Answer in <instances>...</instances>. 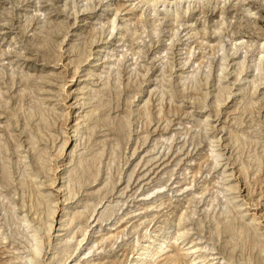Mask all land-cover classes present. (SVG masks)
Here are the masks:
<instances>
[{
	"label": "rangeland",
	"instance_id": "rangeland-1",
	"mask_svg": "<svg viewBox=\"0 0 264 264\" xmlns=\"http://www.w3.org/2000/svg\"><path fill=\"white\" fill-rule=\"evenodd\" d=\"M165 1L0 0V264H264V0Z\"/></svg>",
	"mask_w": 264,
	"mask_h": 264
},
{
	"label": "bare ground",
	"instance_id": "bare-ground-1",
	"mask_svg": "<svg viewBox=\"0 0 264 264\" xmlns=\"http://www.w3.org/2000/svg\"><path fill=\"white\" fill-rule=\"evenodd\" d=\"M143 2L146 5H153V6L160 4V2H162L163 5L165 6L167 3L165 0L163 1L143 0ZM168 3L171 5L173 12H176L180 7V4H177V2L170 1ZM114 30H115V22L113 21L110 26V33H113ZM211 150L214 151V148L211 147ZM214 158H216V155L214 156ZM53 213H54V208L52 206H49L47 209V217H51ZM63 216H65L64 213H63ZM23 221L26 222V218H24ZM176 221L177 219L175 220L174 225L167 224L165 225V227H162L161 228L162 235L159 238H155L153 240L149 239L147 231L144 232L142 235H139L136 238V241L134 242V247L138 248L137 254L130 264H147V261L149 264H154L155 261H157V259L160 256H163L165 253H167L170 246L173 245V243L176 240L178 241V239H184L185 231H182L179 225V221H181V216L178 217V223ZM65 223L68 224L69 220H66ZM27 225H28L26 227L27 230L29 229L33 230L32 238H31V245L28 250L29 261L32 264H37L38 258L40 257L42 249H43V241L45 238V236L42 235V232H41L43 227L40 224H38L35 228H32V226H29V224ZM238 233H239V236L243 238V240L244 239L246 240L248 238V232L244 228H240L238 230ZM88 237H89V232L85 231L83 234V238L78 243V246L82 242H84V240H86ZM248 244L251 245L252 248H258L260 251H262L264 248L261 240L257 238L249 240ZM76 250H78L77 247H76ZM165 255L166 256L165 257L163 256L161 261H166V262H169L170 264H184V261L179 256V254L168 255V256L167 254ZM200 259H201V262L205 260L203 257ZM228 259L231 260V258H228ZM224 263L228 264V262L226 261H223L220 264H224Z\"/></svg>",
	"mask_w": 264,
	"mask_h": 264
}]
</instances>
